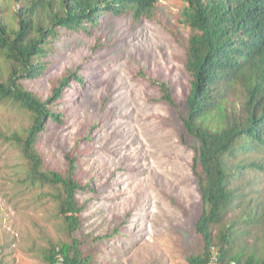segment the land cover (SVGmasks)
Instances as JSON below:
<instances>
[{
  "label": "rangeland",
  "instance_id": "1",
  "mask_svg": "<svg viewBox=\"0 0 264 264\" xmlns=\"http://www.w3.org/2000/svg\"><path fill=\"white\" fill-rule=\"evenodd\" d=\"M183 7L184 0H158L150 17L104 13L98 25L61 29L50 39L44 75L23 80L47 100L69 71L82 78L62 87L51 106L60 119L46 121L36 148L46 168L61 172L67 157H76L84 208L74 237L95 264H189V256L203 251L195 228L202 211L194 173L199 142L182 121L191 80ZM163 82L174 104L164 98ZM28 125V116L0 103V131ZM258 156L264 159V152ZM26 169L20 150L0 139L1 245L22 264L72 240L55 188L24 181ZM243 173L233 186L254 181L245 191L264 199L263 174ZM246 206L230 217L249 214ZM247 229L237 245L252 253L264 246V225L240 227L237 234Z\"/></svg>",
  "mask_w": 264,
  "mask_h": 264
},
{
  "label": "trees",
  "instance_id": "2",
  "mask_svg": "<svg viewBox=\"0 0 264 264\" xmlns=\"http://www.w3.org/2000/svg\"><path fill=\"white\" fill-rule=\"evenodd\" d=\"M157 2L0 0V103L29 118L28 126L0 131V139L20 150L27 165L24 181L55 188L59 212L72 237L71 242L52 245L50 264L58 253L65 256L66 264H95L82 241L74 237L84 208L77 199L82 186L75 178L76 157L68 156L67 169L61 172L46 168L36 148L46 121L60 119L51 106L60 98L62 87L72 77L82 78L69 71L47 100L27 89L23 80L44 75L47 62L43 58L50 39L61 29L98 25L104 13L131 11L137 18L150 17ZM182 16V23L190 28L185 67L191 76L182 121L199 142L194 173L202 211L195 228L204 241L203 251L189 256L188 262L204 264L218 253L223 262L264 264V246L247 253L244 245H237L250 232L238 235L240 227L264 225V199L245 191L254 181L233 186L237 178H244L245 170L250 175L252 171L263 174L261 179L264 176V159L258 156L264 152V0H184ZM160 87L164 98L174 104L170 87L164 82ZM245 205L249 214L230 217Z\"/></svg>",
  "mask_w": 264,
  "mask_h": 264
},
{
  "label": "crops",
  "instance_id": "3",
  "mask_svg": "<svg viewBox=\"0 0 264 264\" xmlns=\"http://www.w3.org/2000/svg\"><path fill=\"white\" fill-rule=\"evenodd\" d=\"M2 240V234H1V231H0V262L2 264H22V260L21 258H19L17 255H7V252H9L8 250H6V248L4 247V245L2 244L1 245V241ZM43 258L42 259H39V261L35 262V263H32V262H28V258L26 260V263H23V264H50V260H49V255H50V252L47 253L46 252V249L44 250V254H43Z\"/></svg>",
  "mask_w": 264,
  "mask_h": 264
},
{
  "label": "built area",
  "instance_id": "4",
  "mask_svg": "<svg viewBox=\"0 0 264 264\" xmlns=\"http://www.w3.org/2000/svg\"><path fill=\"white\" fill-rule=\"evenodd\" d=\"M54 264H66L65 256L61 253H58L55 257ZM204 264H238V262L234 260L223 262L221 261L218 253H213Z\"/></svg>",
  "mask_w": 264,
  "mask_h": 264
},
{
  "label": "clouds",
  "instance_id": "5",
  "mask_svg": "<svg viewBox=\"0 0 264 264\" xmlns=\"http://www.w3.org/2000/svg\"><path fill=\"white\" fill-rule=\"evenodd\" d=\"M101 18V17H100ZM100 21V20H99Z\"/></svg>",
  "mask_w": 264,
  "mask_h": 264
}]
</instances>
